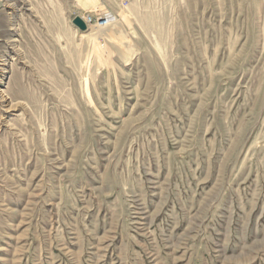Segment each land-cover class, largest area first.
<instances>
[{
    "label": "rangeland",
    "instance_id": "374dc122",
    "mask_svg": "<svg viewBox=\"0 0 264 264\" xmlns=\"http://www.w3.org/2000/svg\"><path fill=\"white\" fill-rule=\"evenodd\" d=\"M0 264H264V0H0Z\"/></svg>",
    "mask_w": 264,
    "mask_h": 264
},
{
    "label": "water",
    "instance_id": "95a60500",
    "mask_svg": "<svg viewBox=\"0 0 264 264\" xmlns=\"http://www.w3.org/2000/svg\"><path fill=\"white\" fill-rule=\"evenodd\" d=\"M72 24L80 31H86L87 29L86 23L79 16H75L72 19Z\"/></svg>",
    "mask_w": 264,
    "mask_h": 264
},
{
    "label": "bare ground",
    "instance_id": "6f19581e",
    "mask_svg": "<svg viewBox=\"0 0 264 264\" xmlns=\"http://www.w3.org/2000/svg\"><path fill=\"white\" fill-rule=\"evenodd\" d=\"M107 22V24L106 25H103V24H105ZM107 25H109V18H108V16H106V19L104 20V22H102L101 24H100V27H102V28H105ZM99 27V28H100ZM109 28V27H108ZM102 30H105V29H102ZM106 34V33H105ZM97 36V35H96ZM97 38V37H96Z\"/></svg>",
    "mask_w": 264,
    "mask_h": 264
},
{
    "label": "built area",
    "instance_id": "2783aa9c",
    "mask_svg": "<svg viewBox=\"0 0 264 264\" xmlns=\"http://www.w3.org/2000/svg\"><path fill=\"white\" fill-rule=\"evenodd\" d=\"M102 22H104V20H103ZM86 24H87V23H86Z\"/></svg>",
    "mask_w": 264,
    "mask_h": 264
}]
</instances>
